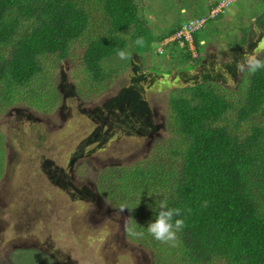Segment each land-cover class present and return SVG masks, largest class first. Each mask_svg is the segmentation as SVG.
<instances>
[{
    "label": "trees",
    "instance_id": "1",
    "mask_svg": "<svg viewBox=\"0 0 264 264\" xmlns=\"http://www.w3.org/2000/svg\"><path fill=\"white\" fill-rule=\"evenodd\" d=\"M221 1L202 17L209 19ZM232 4L214 18L223 17ZM141 11L137 0H0V115L17 106L55 108L57 61L71 62L81 94L99 96L124 71L127 60L118 57V49L142 56L166 47L177 62L175 71L154 67L133 75L135 89L124 88L105 109L116 127L134 128L146 117L133 115L149 112L146 93L172 87L167 110L171 135L147 158L106 167L97 189L112 203L133 209L130 215L145 234L128 236L152 251L154 264H264V68L238 74L235 67L245 52L264 60V9L251 25L239 26L240 37L229 45L236 58L212 66L194 58L183 39L162 46L178 27L156 42ZM198 33L193 43L199 56ZM138 37L143 46L134 43ZM199 66L203 79L188 81ZM232 74L240 78L236 89L224 86ZM144 78L149 82L143 83ZM6 148L0 129V182L7 171ZM164 197L171 207L192 209L183 217L176 247L146 231L152 209Z\"/></svg>",
    "mask_w": 264,
    "mask_h": 264
},
{
    "label": "rangeland",
    "instance_id": "2",
    "mask_svg": "<svg viewBox=\"0 0 264 264\" xmlns=\"http://www.w3.org/2000/svg\"><path fill=\"white\" fill-rule=\"evenodd\" d=\"M215 1L137 0L156 42L204 16ZM181 9L186 12L181 14ZM263 9L262 0H237L220 19L209 18L199 30L201 50L195 56L209 66L236 58L229 45L240 37L239 26L251 25ZM165 48L142 56L134 52L112 88L99 96L81 94L72 79L71 62L57 61L55 108L17 106L0 115L7 146V171L0 182V264H154L152 251L125 231L130 212L119 213L121 205L106 199L96 180L106 167L147 158L171 135L167 110L172 87L146 93L149 112L140 115L134 109L133 118L146 117L134 128L116 127L115 117L105 109L124 88L135 89L133 75L154 67L175 71L177 62ZM202 71L199 66L188 81L203 79ZM236 74L227 77L225 87L236 89ZM214 80L210 82L217 84ZM148 82L144 78L143 83Z\"/></svg>",
    "mask_w": 264,
    "mask_h": 264
},
{
    "label": "clouds",
    "instance_id": "3",
    "mask_svg": "<svg viewBox=\"0 0 264 264\" xmlns=\"http://www.w3.org/2000/svg\"><path fill=\"white\" fill-rule=\"evenodd\" d=\"M185 12H186V9H181V14H184ZM209 17L214 18L211 16ZM202 19H204V22L201 24V26L198 29L195 30V32H193V34H195L196 32H199V30L204 26L208 18H204V17L195 18V19H192L186 22V23H190L192 21H200ZM181 26H179L178 28L180 29ZM178 30L174 34H176ZM171 37L166 38L164 42L166 40H169ZM164 42L162 46L164 45L166 46L171 41L169 40L166 44H164ZM134 43L137 46H143L144 45L143 37H138L134 41ZM193 46L195 50L194 43H193ZM161 52H162V49H161ZM117 55L122 60H127L131 58V53H129L126 49H118ZM194 58H197V56ZM235 67H236V71L238 74L244 73V72H247L249 74H255L259 69L264 68V60L259 59L258 54L256 52H252V53L245 52L240 56L238 60L235 61ZM207 205H208V201H204L203 206L207 207ZM126 209L129 212L133 210L132 208H128L126 205H121L119 208V213L124 212ZM152 210L155 213V215H154V218L151 219L147 223V226H146L147 233L151 235L154 240L162 244H167L170 247H176L178 244V240H179L178 234L185 227V219L183 217L185 213L191 214L192 209L171 207L169 205L168 198L164 197L163 199L159 200L156 208H153ZM124 228H125L126 233L133 237L142 238L145 234L144 228L142 226H139L131 215H129L128 217H125ZM138 228L140 230H137Z\"/></svg>",
    "mask_w": 264,
    "mask_h": 264
},
{
    "label": "built area",
    "instance_id": "4",
    "mask_svg": "<svg viewBox=\"0 0 264 264\" xmlns=\"http://www.w3.org/2000/svg\"><path fill=\"white\" fill-rule=\"evenodd\" d=\"M236 0H222L220 5L216 8L213 9L210 16L214 17L217 13L220 11H223L224 8H227L230 4L235 2ZM204 22V19L200 21H192L190 23H186L181 26V28L178 30L176 34H174L169 40H178V39H183L189 43L190 49L193 51V56H195V50L193 46V32H195L196 29H198L201 24ZM169 40H166L164 44H166Z\"/></svg>",
    "mask_w": 264,
    "mask_h": 264
}]
</instances>
